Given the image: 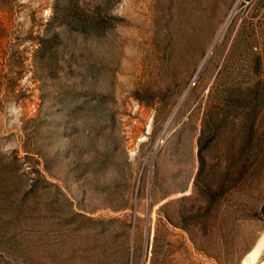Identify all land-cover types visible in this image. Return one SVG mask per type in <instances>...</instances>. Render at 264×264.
Returning a JSON list of instances; mask_svg holds the SVG:
<instances>
[{
  "label": "rangeland",
  "instance_id": "obj_1",
  "mask_svg": "<svg viewBox=\"0 0 264 264\" xmlns=\"http://www.w3.org/2000/svg\"><path fill=\"white\" fill-rule=\"evenodd\" d=\"M0 264H264V0H0Z\"/></svg>",
  "mask_w": 264,
  "mask_h": 264
},
{
  "label": "trees",
  "instance_id": "obj_2",
  "mask_svg": "<svg viewBox=\"0 0 264 264\" xmlns=\"http://www.w3.org/2000/svg\"><path fill=\"white\" fill-rule=\"evenodd\" d=\"M203 162H204V160H203V158L201 157V164H203ZM199 174H200V172H199ZM220 188H222L221 186L219 187V189H216V190H211V189H209V188H207L206 190H207V192L206 193H208L207 195H208V197L209 198H214V197H216V193L218 192V191H220Z\"/></svg>",
  "mask_w": 264,
  "mask_h": 264
},
{
  "label": "bare ground",
  "instance_id": "obj_3",
  "mask_svg": "<svg viewBox=\"0 0 264 264\" xmlns=\"http://www.w3.org/2000/svg\"><path fill=\"white\" fill-rule=\"evenodd\" d=\"M261 244H262V242H260V243L258 244V246L256 247V249H258V248L261 246ZM252 257H253V256L251 255L249 260H251Z\"/></svg>",
  "mask_w": 264,
  "mask_h": 264
}]
</instances>
